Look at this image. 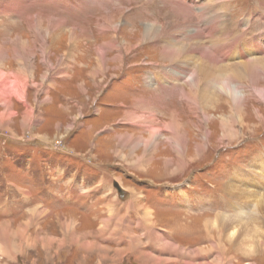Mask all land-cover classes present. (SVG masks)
<instances>
[{"label":"rangeland","instance_id":"1","mask_svg":"<svg viewBox=\"0 0 264 264\" xmlns=\"http://www.w3.org/2000/svg\"><path fill=\"white\" fill-rule=\"evenodd\" d=\"M90 1L0 0V264H264V224L247 219L257 202L227 191L264 181V100L242 84L245 125L224 138L229 109H191L190 70L146 80L167 60L140 32L176 20L169 0ZM227 2L230 19L264 24V0ZM175 118L183 153L166 140ZM151 132L159 144L145 147ZM219 218L246 230L228 244L204 228Z\"/></svg>","mask_w":264,"mask_h":264},{"label":"bare ground","instance_id":"2","mask_svg":"<svg viewBox=\"0 0 264 264\" xmlns=\"http://www.w3.org/2000/svg\"><path fill=\"white\" fill-rule=\"evenodd\" d=\"M85 1L91 2L90 0ZM105 1L111 2L113 0H104L103 3H105ZM163 1L166 0H162V2ZM227 1L228 0H169L171 3L170 11L172 14L170 17L177 16L176 20L173 21L172 19L167 18V20H170L171 23L168 21L164 24H160L156 21L154 23H146L140 32V39L142 40L139 41L160 43L163 46L160 53V58L167 60V66L165 65L164 69L161 68L156 72H152V74L146 78L147 82L151 80H154L156 83H162V81L170 82V79L174 75L176 76L177 70H190V75L188 78H186L188 82L186 86H188L190 89H194V106L191 109L195 111L199 110V112L201 111L205 117L208 116L209 112L221 113V115L224 116V112L226 110L222 109L223 112L219 111L218 108L221 109L222 106L219 107V104H216L218 100L220 102L221 99H224L223 103H225L227 106L226 108L229 109V112L226 113L224 118L221 120L223 131L222 128L220 131L222 132L221 134L223 137L228 139L230 136H235V138L239 136L236 134V132H234L237 130L234 127L235 124L236 126L238 125V127H243V125H245L242 118L244 113L242 114L240 111L242 110L241 104L245 98L239 92V87H242V84H245L248 88L247 90L250 91V94L253 95L254 98H258L257 100H264V87L259 85L261 77H264V24L262 25L261 22L253 24L252 19L248 21L247 19L250 18H246L243 15L241 16L246 19H230V11L232 12V9L228 7ZM243 13L251 15V10ZM260 17L262 20H264V14H261ZM235 20L240 22L237 25H234L233 21ZM255 25H257V28L252 30L251 27ZM168 27H171L172 29V31L169 33ZM242 27L245 28L240 32ZM176 31H180L182 33L183 36L181 40H178L177 36L175 35ZM115 44V41L109 43L108 48L115 47ZM98 51V53H100L98 58L101 59L99 61L103 62L105 52L101 50V48ZM0 58H2L1 53ZM236 58H239L241 62L233 61V59ZM224 61H230L231 63L227 65V63H223ZM170 64L173 66V71L169 74V71L166 69V67H168ZM194 65L196 67L193 70ZM220 70H225L227 73L220 78H214V71L220 72ZM244 77H246L247 84L243 82ZM200 79H203V82L200 83ZM170 84L172 83L170 82ZM220 104H222V102H220ZM226 116H229L230 118ZM175 119L176 120L171 122L170 126L167 127L171 135L167 136L166 140H168L169 144H171V146L177 152L183 153L186 137L181 131L182 125H180V122H178L177 118ZM149 120H152V117H150ZM156 135H159V133L151 132L150 135L145 139L139 137L138 141L140 143L144 142L145 147L150 144H153V146H158L159 137L156 139ZM263 160L264 155L261 156L260 160H256L257 164H260V162ZM259 171L264 173V166L261 167ZM243 175L244 173L238 172L234 174L233 177L239 181L242 179ZM259 177L260 180L257 179V182L252 180V185L255 187L257 193L254 191L251 192L250 189V191L241 189L242 185H239L238 188L235 189L236 191H233L229 188L227 191L230 195L236 197L241 202H243L242 199L253 198L257 202L256 208L255 210L251 211V213H249L253 215L254 219H247L248 221H257V225H263L264 181L261 180L260 174ZM227 183L229 184L231 181H228ZM239 201L238 205L241 203ZM258 212L261 214H258ZM145 213L149 218L151 217L152 213L150 211L147 210ZM241 214L245 215L247 212H243ZM236 216L237 217L235 218L242 217L238 213ZM238 221L241 220H235L234 218L227 220H222L220 218L215 220L205 219V223L203 222V224H209L204 227L208 232L217 229L218 237L225 236L226 239L224 240L230 244V241L233 237L241 235L246 230H244V228L239 229L237 227L236 224L239 223ZM219 223H221L222 228L219 226ZM244 227L246 226L244 225ZM7 230L8 229H3V227H0V231L6 232ZM261 231L262 230H260L258 235L264 237V231ZM159 238L160 237L158 236V239ZM256 240L248 245V251L253 253L255 251L254 248L256 245L258 243H262L263 241ZM252 244L255 245L252 246ZM215 245L216 244L214 243V246ZM163 247L174 249L173 245L169 242H164ZM149 256L153 257L151 255ZM214 260L215 261L213 264H221L222 257L219 256Z\"/></svg>","mask_w":264,"mask_h":264}]
</instances>
